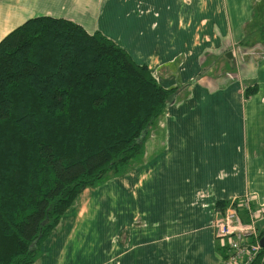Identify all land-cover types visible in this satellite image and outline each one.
<instances>
[{
	"label": "crops",
	"instance_id": "obj_1",
	"mask_svg": "<svg viewBox=\"0 0 264 264\" xmlns=\"http://www.w3.org/2000/svg\"><path fill=\"white\" fill-rule=\"evenodd\" d=\"M36 16L102 31L178 89L144 159L86 188L33 264H221L218 202L264 204V0H0V40Z\"/></svg>",
	"mask_w": 264,
	"mask_h": 264
},
{
	"label": "trees",
	"instance_id": "obj_2",
	"mask_svg": "<svg viewBox=\"0 0 264 264\" xmlns=\"http://www.w3.org/2000/svg\"><path fill=\"white\" fill-rule=\"evenodd\" d=\"M264 43V23L261 25ZM245 95L258 90L246 81ZM178 87L100 30L54 16L0 40V264H33L76 198L135 165ZM228 202H218L224 209Z\"/></svg>",
	"mask_w": 264,
	"mask_h": 264
},
{
	"label": "built area",
	"instance_id": "obj_3",
	"mask_svg": "<svg viewBox=\"0 0 264 264\" xmlns=\"http://www.w3.org/2000/svg\"><path fill=\"white\" fill-rule=\"evenodd\" d=\"M214 229L225 248L221 264H264V204L252 193L233 197L219 210Z\"/></svg>",
	"mask_w": 264,
	"mask_h": 264
},
{
	"label": "rangeland",
	"instance_id": "obj_4",
	"mask_svg": "<svg viewBox=\"0 0 264 264\" xmlns=\"http://www.w3.org/2000/svg\"><path fill=\"white\" fill-rule=\"evenodd\" d=\"M245 88H246V86H245ZM159 119L160 118H158L156 121H155V123H157L158 121H159ZM153 127L152 126H150L148 129V131H150L151 129H152ZM143 146H144V144H143ZM144 148V147H143ZM146 151H147V148H145V149H143L137 156H136V158H135V163L137 164L138 162H140L141 160H143L144 159V157L146 156ZM218 238V237H217ZM219 240H220V238H218ZM45 243V241L41 244V253L39 254V258H40V256L42 255V253H43V248H42V246H43V244ZM219 243H221V240H220V242ZM45 245V244H44Z\"/></svg>",
	"mask_w": 264,
	"mask_h": 264
},
{
	"label": "water",
	"instance_id": "obj_5",
	"mask_svg": "<svg viewBox=\"0 0 264 264\" xmlns=\"http://www.w3.org/2000/svg\"><path fill=\"white\" fill-rule=\"evenodd\" d=\"M226 55H227L228 57H232V56H233V53H232V51H228ZM261 244L264 246V236H263L262 239H261Z\"/></svg>",
	"mask_w": 264,
	"mask_h": 264
}]
</instances>
